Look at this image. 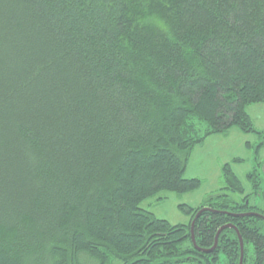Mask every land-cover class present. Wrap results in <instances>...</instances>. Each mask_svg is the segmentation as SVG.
Segmentation results:
<instances>
[{"label":"trees","instance_id":"obj_1","mask_svg":"<svg viewBox=\"0 0 264 264\" xmlns=\"http://www.w3.org/2000/svg\"><path fill=\"white\" fill-rule=\"evenodd\" d=\"M260 102L264 0H0V264H188L202 207L198 245L231 223L264 264V220L231 215H264L246 204L264 163L250 193L224 164L217 193L178 206L186 224L140 207L197 189L192 150L258 132ZM220 247L237 264L230 229Z\"/></svg>","mask_w":264,"mask_h":264},{"label":"rangeland","instance_id":"obj_2","mask_svg":"<svg viewBox=\"0 0 264 264\" xmlns=\"http://www.w3.org/2000/svg\"><path fill=\"white\" fill-rule=\"evenodd\" d=\"M245 110L258 132H242L233 126L226 135L206 137L190 153L183 176L200 179L197 189L186 193L163 191L158 194L159 200H145L140 207L170 224L188 223L189 215L178 206L184 204L195 208L207 197L217 193L221 187V168L226 163L238 177L244 192H251L247 174L264 163V102L248 104ZM233 196L238 198L237 195ZM248 200L250 204L264 208V183L260 184L257 193L250 195Z\"/></svg>","mask_w":264,"mask_h":264},{"label":"flooded vegetation","instance_id":"obj_3","mask_svg":"<svg viewBox=\"0 0 264 264\" xmlns=\"http://www.w3.org/2000/svg\"><path fill=\"white\" fill-rule=\"evenodd\" d=\"M247 203L250 204L248 199L246 200V204ZM251 205H255V204H251ZM202 208H206V207H202ZM204 211H206V210H204ZM203 212H201L196 218H195V215H194V217L192 219V220H194V223H195L196 219ZM244 213H253L254 216L260 217L261 219L264 220V215H261L260 213H258L256 211H247V212L235 213V214H244ZM224 225H231V226H228V227H225V228L221 229L219 231V233L217 234L218 229L221 228ZM218 229H217V231H216V233L214 235V239H213L212 244L208 245V246H202V245H198L196 243V241H195L194 224H193L192 231L190 232V241H191V245H192V247H193L195 252L190 256V258H189L190 260H189L188 264H235V260H233L231 257H229L228 251L224 247L217 248V238H218L220 232L223 231L224 229H230L237 236V239H238V242H239V256H238L237 264H240L239 263L240 262V256H241L240 244L242 243V239L240 241L239 237L241 238V236H240V233L238 232L237 227L235 225L231 224V223H226V224H223L220 227H218ZM191 234L193 236V241L191 239ZM211 248H212V251H210L208 253L207 252H203L204 250H209ZM203 253L204 254L206 253L207 255H209L208 258H204L205 260L203 258H201ZM242 261H243V243H242ZM242 264H243V262H242Z\"/></svg>","mask_w":264,"mask_h":264},{"label":"water","instance_id":"obj_4","mask_svg":"<svg viewBox=\"0 0 264 264\" xmlns=\"http://www.w3.org/2000/svg\"><path fill=\"white\" fill-rule=\"evenodd\" d=\"M204 210H208L207 208H201L200 210H198L197 211V213L195 214V218L201 213V212H203ZM231 215H233V216H237V217H243V216H249V215H254L253 213H244V214H231ZM193 224H194V220H192V222H191V225H190V232L192 231V226H193ZM228 226H231V225H224V226H222L221 228H219L218 229V231H217V234L219 233V231L221 230V229H223V228H225V227H228ZM191 239H192V241H193V236H192V234H191ZM239 239H240V241H241V238L239 237ZM240 247H241V256H240V264H242V243L240 244ZM210 251H212V248L211 249H209V250H204L203 252H210Z\"/></svg>","mask_w":264,"mask_h":264},{"label":"bare ground","instance_id":"obj_5","mask_svg":"<svg viewBox=\"0 0 264 264\" xmlns=\"http://www.w3.org/2000/svg\"><path fill=\"white\" fill-rule=\"evenodd\" d=\"M237 202V201H236ZM209 213V212H208Z\"/></svg>","mask_w":264,"mask_h":264}]
</instances>
